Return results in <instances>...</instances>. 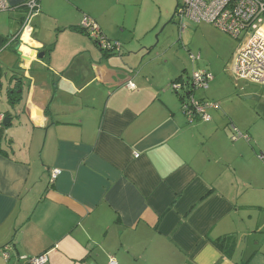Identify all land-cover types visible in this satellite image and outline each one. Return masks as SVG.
<instances>
[{
  "label": "crops",
  "instance_id": "obj_1",
  "mask_svg": "<svg viewBox=\"0 0 264 264\" xmlns=\"http://www.w3.org/2000/svg\"><path fill=\"white\" fill-rule=\"evenodd\" d=\"M7 1L0 264L43 253L48 264H264V86L238 77L233 60L244 83L198 90L219 106L190 122L172 87L186 67L153 54L120 1L39 0L19 50L28 0ZM87 16L120 53L105 55L82 28ZM233 127L247 138L232 140ZM52 168L62 170L53 183ZM226 236L230 255L217 244Z\"/></svg>",
  "mask_w": 264,
  "mask_h": 264
},
{
  "label": "built area",
  "instance_id": "obj_2",
  "mask_svg": "<svg viewBox=\"0 0 264 264\" xmlns=\"http://www.w3.org/2000/svg\"><path fill=\"white\" fill-rule=\"evenodd\" d=\"M25 8L26 14L18 35L20 46L25 41L24 37H32L34 31L32 20L40 11V2L39 0H28L25 3ZM10 9L11 6L7 0H0V12ZM176 16L178 17L180 35L183 34L190 22L197 24L207 22L237 39L242 37L241 45L234 58L235 73L241 79L264 86V0H183L176 9ZM82 28L88 32L101 49L121 50L120 41L108 39L94 19L85 17ZM190 58L195 65L201 55L190 54ZM191 78L196 90L207 89L213 80L207 70H195ZM126 85L130 89L136 88L133 81H129ZM172 87L177 91L182 90L180 83H173ZM218 106L217 103L201 102L194 95H190L188 103L183 109L190 122H194L196 118L209 122L212 117L208 109ZM3 119L4 115H0V122ZM234 131L233 140L240 137L247 138L237 128ZM61 173L62 170L59 168L50 169V182H55ZM3 255L7 259L10 257L8 251H4ZM48 262L47 253L29 260V264H48ZM110 264H117L115 257L110 256Z\"/></svg>",
  "mask_w": 264,
  "mask_h": 264
},
{
  "label": "rangeland",
  "instance_id": "obj_3",
  "mask_svg": "<svg viewBox=\"0 0 264 264\" xmlns=\"http://www.w3.org/2000/svg\"><path fill=\"white\" fill-rule=\"evenodd\" d=\"M108 1L114 2L115 0H100L106 5H108ZM118 1L123 7H126L128 19L126 24L130 26L129 28H134L135 21L139 19L137 34L143 37L141 42L153 46V54L156 51H161L162 56L164 54L166 56L163 58L173 59L183 68L186 67L189 76H192L195 70H207L213 77L210 86L216 84L221 93L229 90L231 93L233 89L230 80L235 83L239 82L240 85L244 83V81L234 80L233 73H231L233 60L241 45L242 37L237 39L207 22L199 24L190 22L183 34L180 35L178 17L175 15L173 21L170 22V20L183 0ZM123 9L121 8L124 13ZM117 10L120 12V8ZM123 46L126 47V42ZM190 54L201 55L195 65L191 61ZM238 88L240 92V87L238 86ZM238 91L234 89V96ZM5 108H9V104L4 92H1L0 110H6Z\"/></svg>",
  "mask_w": 264,
  "mask_h": 264
},
{
  "label": "trees",
  "instance_id": "obj_4",
  "mask_svg": "<svg viewBox=\"0 0 264 264\" xmlns=\"http://www.w3.org/2000/svg\"><path fill=\"white\" fill-rule=\"evenodd\" d=\"M121 46H122V44H121ZM121 49H122V47H121ZM101 50L105 53V55L118 54L121 52V50L116 51L114 48L110 49V50H104V49H101ZM184 73L187 74L186 71ZM191 80H192L191 76L187 75V77H184V75H182L174 81V83H180L182 85V90H179V91L176 90V92L178 93L179 98L182 101L183 107L187 105L189 96L194 95L197 98L196 93L198 90H200V89L196 90L194 88V85L192 84ZM209 85H210V83H209ZM2 86L3 85H2L1 76H0V89L2 88ZM19 92L20 91L17 88H15V89L9 88L8 89L9 102L14 106L17 104V102H19V97L17 95ZM200 101L206 102L203 100H200ZM211 103H216V102L213 101ZM233 129H235V127H233ZM234 133H235V131H234ZM232 140H233V138H232ZM217 244L224 252H226V254L230 255L234 251L236 243H235V238H233L231 236H226L221 241H217ZM241 264H245V263L242 262Z\"/></svg>",
  "mask_w": 264,
  "mask_h": 264
},
{
  "label": "water",
  "instance_id": "obj_5",
  "mask_svg": "<svg viewBox=\"0 0 264 264\" xmlns=\"http://www.w3.org/2000/svg\"><path fill=\"white\" fill-rule=\"evenodd\" d=\"M176 9H177V8H176ZM175 15H176V10H175V12H174V14H173V16H172L170 22L173 20V18H174ZM19 46H20V45L17 46V49H18V50L20 49ZM19 54H22L21 51H19ZM39 56L42 57V56H44V54H43V53H40ZM10 121H11V120H10V117H9V116H5L4 119H3V121H2V124H3L4 126H8V124L10 123Z\"/></svg>",
  "mask_w": 264,
  "mask_h": 264
}]
</instances>
